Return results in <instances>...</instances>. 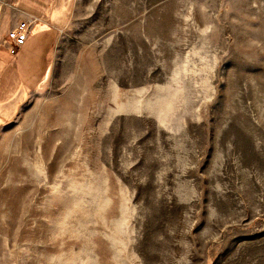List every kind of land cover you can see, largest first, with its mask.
<instances>
[{
	"label": "rangeland",
	"instance_id": "374dc122",
	"mask_svg": "<svg viewBox=\"0 0 264 264\" xmlns=\"http://www.w3.org/2000/svg\"><path fill=\"white\" fill-rule=\"evenodd\" d=\"M62 1L0 109V264H264V0Z\"/></svg>",
	"mask_w": 264,
	"mask_h": 264
},
{
	"label": "crops",
	"instance_id": "0c3cea01",
	"mask_svg": "<svg viewBox=\"0 0 264 264\" xmlns=\"http://www.w3.org/2000/svg\"><path fill=\"white\" fill-rule=\"evenodd\" d=\"M0 5V109L17 99V92H37L44 82L59 40L62 0H2ZM36 18L38 23L15 54L9 35L19 25ZM1 110V111H2ZM1 115V114H0ZM1 122V116H0Z\"/></svg>",
	"mask_w": 264,
	"mask_h": 264
},
{
	"label": "built area",
	"instance_id": "2783aa9c",
	"mask_svg": "<svg viewBox=\"0 0 264 264\" xmlns=\"http://www.w3.org/2000/svg\"><path fill=\"white\" fill-rule=\"evenodd\" d=\"M37 23L38 20L36 18H33L28 22H23L19 25L17 32L9 35L8 39L12 54H15L18 48L24 44L28 34L32 31Z\"/></svg>",
	"mask_w": 264,
	"mask_h": 264
}]
</instances>
